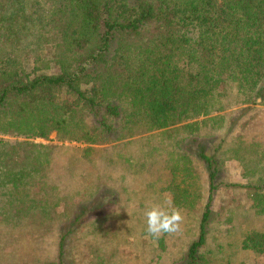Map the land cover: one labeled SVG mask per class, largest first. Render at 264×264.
<instances>
[{
  "label": "trees",
  "instance_id": "trees-1",
  "mask_svg": "<svg viewBox=\"0 0 264 264\" xmlns=\"http://www.w3.org/2000/svg\"><path fill=\"white\" fill-rule=\"evenodd\" d=\"M0 135L23 138L3 181L40 195L15 216L61 211L54 264L264 257V0H0ZM237 156L253 181L221 179ZM219 189L258 216L206 254ZM165 195L201 207L184 247L145 232L146 204Z\"/></svg>",
  "mask_w": 264,
  "mask_h": 264
},
{
  "label": "rangeland",
  "instance_id": "rangeland-1",
  "mask_svg": "<svg viewBox=\"0 0 264 264\" xmlns=\"http://www.w3.org/2000/svg\"><path fill=\"white\" fill-rule=\"evenodd\" d=\"M49 138L54 139V134H51ZM0 140L7 141L6 146L0 145V160L15 159L17 152H20L21 146L13 142L23 141V138L0 135ZM34 142L47 143V141L41 139H36ZM67 145L79 146L75 143H66L65 146ZM6 166L8 167L4 169L0 164V264H54L56 235L60 229V223L57 218L61 211L57 209V213L53 214L55 216L51 219L52 222H50V215L43 216L44 220L35 221H32L33 215L15 216L17 208L23 202H26V200L21 201L22 196L29 194L30 197L38 198L40 195L35 192L34 187L29 188L19 185L20 188H15L11 182L3 181V173L8 169L13 170L14 167H12L10 161L6 162ZM256 172L257 165L237 156L225 162L221 179L230 183L245 184L253 181ZM198 178L200 181L201 176L199 175ZM12 200L17 201L11 203ZM252 210L254 215L258 216V212L251 206L250 198L245 192L233 189H219L213 199V223L210 228L209 243L205 247V253L214 252L216 244L211 242L214 235L219 236V238L225 237L226 243L233 244L236 239L244 237L247 232L252 231L253 223L249 221L246 214ZM40 211L43 215L49 212L50 209L36 210V212ZM200 211V205H195L189 208L187 212L182 213L184 215L182 230L176 235V239L174 238L177 246L181 245V247H184V242L194 237L195 219L201 213ZM35 218L40 217L35 216ZM228 229L230 230V235H227L226 231ZM128 247L122 254L134 255L135 252L132 251H136L137 247L132 244ZM174 251L176 253L178 248H174ZM242 256L245 264H264V257L262 256L256 258L251 254L247 256L242 254ZM242 256L237 255L239 261L242 260ZM135 264H138V261H135ZM143 264L155 263L146 262Z\"/></svg>",
  "mask_w": 264,
  "mask_h": 264
},
{
  "label": "clouds",
  "instance_id": "clouds-1",
  "mask_svg": "<svg viewBox=\"0 0 264 264\" xmlns=\"http://www.w3.org/2000/svg\"><path fill=\"white\" fill-rule=\"evenodd\" d=\"M145 232L154 239L165 235L177 234L182 230L184 215L181 209L174 205L171 195H165L158 202H148Z\"/></svg>",
  "mask_w": 264,
  "mask_h": 264
}]
</instances>
